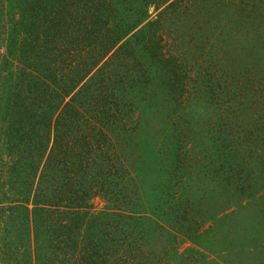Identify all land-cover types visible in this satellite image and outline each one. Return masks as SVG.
I'll return each instance as SVG.
<instances>
[{
	"label": "rangeland",
	"instance_id": "374dc122",
	"mask_svg": "<svg viewBox=\"0 0 264 264\" xmlns=\"http://www.w3.org/2000/svg\"><path fill=\"white\" fill-rule=\"evenodd\" d=\"M67 5L101 19L70 31ZM135 23L93 81L94 98L108 88L101 127L119 156L112 193L90 203L99 245L57 258L20 216L0 222V264H264V0H0L4 103L37 49L58 62L80 45L89 61Z\"/></svg>",
	"mask_w": 264,
	"mask_h": 264
},
{
	"label": "trees",
	"instance_id": "16d2710c",
	"mask_svg": "<svg viewBox=\"0 0 264 264\" xmlns=\"http://www.w3.org/2000/svg\"><path fill=\"white\" fill-rule=\"evenodd\" d=\"M71 8L67 5L64 17L68 29L76 27L87 33L101 19L100 13L86 15L80 9L82 19L79 14L77 18L70 14ZM139 24L115 28L108 48L98 57L89 54V61H77L76 56H85L86 52L80 45L58 62V54L52 57L54 53L46 55L44 50L37 49L32 57L21 61L24 67L16 72L11 101L8 99L6 104L3 98L7 86L0 85V222L10 227L11 221L27 217L31 230L33 227L34 231L47 232L52 237L48 235L45 240L36 236V245L47 242L53 246L55 240L53 253L57 258L74 259L83 243L99 245L98 238L90 239L85 234L88 225L91 229L99 224L96 216L100 214L91 213L90 203L97 196L112 193L111 180L118 171L114 161L117 154L109 145L112 141L101 127L108 88L100 81L101 100L94 98L97 91L93 81L103 70L98 68L102 61ZM107 27L103 30L112 34L109 24ZM75 63L81 67L73 71ZM60 78L63 84L58 86ZM84 90L88 93L81 101ZM94 131L97 132L93 134ZM75 232L79 233L74 235ZM4 241L10 249L11 236ZM25 241L31 242L28 238ZM94 256L100 257L98 253Z\"/></svg>",
	"mask_w": 264,
	"mask_h": 264
}]
</instances>
